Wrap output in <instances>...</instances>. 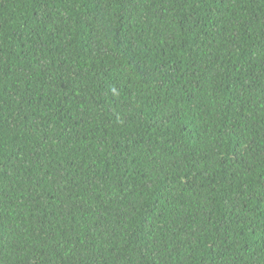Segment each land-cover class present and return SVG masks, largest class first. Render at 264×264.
Listing matches in <instances>:
<instances>
[{
    "label": "trees",
    "instance_id": "1",
    "mask_svg": "<svg viewBox=\"0 0 264 264\" xmlns=\"http://www.w3.org/2000/svg\"><path fill=\"white\" fill-rule=\"evenodd\" d=\"M0 264H264V0H0Z\"/></svg>",
    "mask_w": 264,
    "mask_h": 264
}]
</instances>
